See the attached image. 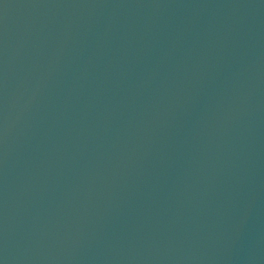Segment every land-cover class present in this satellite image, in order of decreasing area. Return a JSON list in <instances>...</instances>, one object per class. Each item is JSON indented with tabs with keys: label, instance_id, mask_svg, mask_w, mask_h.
Listing matches in <instances>:
<instances>
[{
	"label": "water",
	"instance_id": "95a60500",
	"mask_svg": "<svg viewBox=\"0 0 264 264\" xmlns=\"http://www.w3.org/2000/svg\"><path fill=\"white\" fill-rule=\"evenodd\" d=\"M0 264H264V0H0Z\"/></svg>",
	"mask_w": 264,
	"mask_h": 264
}]
</instances>
